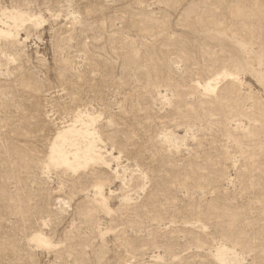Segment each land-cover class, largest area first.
<instances>
[{
  "label": "rangeland",
  "instance_id": "obj_1",
  "mask_svg": "<svg viewBox=\"0 0 264 264\" xmlns=\"http://www.w3.org/2000/svg\"><path fill=\"white\" fill-rule=\"evenodd\" d=\"M3 8L43 22L25 23L21 46L0 40V264H216L217 244L235 246L240 264H264V0H0ZM223 70L242 86L222 80L217 97L197 90ZM79 111L100 116L126 186L107 172L75 191L77 175L44 169L57 129ZM165 133L180 146L163 144ZM97 184L110 212L84 217ZM38 233L51 249L31 242Z\"/></svg>",
  "mask_w": 264,
  "mask_h": 264
},
{
  "label": "bare ground",
  "instance_id": "obj_2",
  "mask_svg": "<svg viewBox=\"0 0 264 264\" xmlns=\"http://www.w3.org/2000/svg\"><path fill=\"white\" fill-rule=\"evenodd\" d=\"M37 16L30 15L29 13H26L20 9L18 10L16 8L15 9L3 8L1 10V13H0V40L5 41V42H9L13 45L14 44H16L18 46L23 45L27 41V38L22 39L20 37V31L22 30V27L24 25H26L25 23H30L34 27L40 26L43 22V19L40 16H38V17ZM228 70H223L221 73L219 72V74L216 73V75L212 79H209V80L206 79L205 82L203 81L204 83L200 82L202 84H200L198 82L196 84L197 90L199 88H201L203 91V94H205L206 96L217 97L218 84L222 80H228V81H231L234 83H239L238 85L242 86V81L240 82V80H239L240 78L238 79L237 74L236 73L234 74L233 72H230ZM2 75H8V73L5 72V74H2L0 72V76H2ZM15 82H17L18 85L23 90L28 89L29 91H31V93H35L37 91L34 84H31L30 81L26 78H22V77L18 76L16 78ZM219 86H220V84H219ZM262 107L264 110V104L262 105ZM97 117H96V119L100 118V116L98 118ZM96 119L93 117V114H90L88 111L87 112H80V111L77 112L72 117L71 120L64 123V125L62 127L57 129L56 133L54 134V136L50 142L49 148H48L47 163H46V166L44 167V169L47 172L52 169V170L62 171L65 174L70 173L73 176L77 175L78 179H76L74 181V188H73V190H75V191L79 190L83 186V181L85 178L93 177L97 180H100L102 177H107V172H110L116 180L121 181L122 186H126L125 178L123 177V175H120V173H119L120 171H118L120 165H122L121 164V159H122L121 153H119L117 151L118 154L114 155L113 154L114 149L110 150V149H112V147L109 148V146H107V144L104 142V140L101 136V132L99 131L100 129L98 130L96 127V121H97ZM108 125H110V124H108ZM238 127H241V126L236 125V128H238ZM262 129L264 130V127ZM254 132H257V130ZM248 133H250V131ZM172 134L171 133H165L163 135L162 142H163V144L167 143V144H169V146L171 145L172 147L177 148L181 144V143H179V140H181V139L178 138L175 134H174L175 136ZM252 134H254V133L252 132ZM179 137H181V136H179ZM107 140L111 141L112 144L114 143L111 136H108ZM112 144H110V145H112ZM25 163H26V161H25ZM111 163H113V164L115 163V165H116V168L114 170H112V168H111V165H112ZM42 171H43V169H42ZM122 171H125V169L122 168ZM125 177H126V175H125ZM139 177H140V179H142L143 174L139 173ZM229 179H230V177H229ZM131 182H132V180H131ZM225 182H227V181H225ZM112 192L109 191V195H111ZM86 193L87 194L84 197L85 202L81 205V207L79 209V212L82 216L90 218L92 216L93 212L97 211V210L101 211L102 213L104 212L106 214H108L110 212V207L108 204L109 200L103 192V185H101V184L94 185L92 191H89ZM130 201L131 200L129 199V197L124 196L123 200H122V202H123L122 204L127 207L129 205ZM61 203L62 202H60V204ZM62 204H64V201ZM122 204H121V206H122ZM199 227L204 228V226H202V225ZM240 231H242V230L240 229ZM227 233H229V232H227ZM234 237H235V242H237V240H240L239 239L240 235L237 234L236 232H235ZM242 239H244V238H242ZM230 240H231V238H230ZM31 242H33L34 244L39 245V247L45 248V249H51L53 247L52 243L45 237V235L43 233H38V234H35L34 236H32ZM221 242L222 241H220V243ZM253 245H254V243H253ZM229 246H227L225 244H217L216 245L214 254L212 255L213 256L212 259L215 260L214 262L216 264H240L241 257L239 255V253H237L236 250L232 249L235 246L232 248ZM237 247H236V249H237ZM250 248L252 249V247H250ZM248 249H249V247H248ZM262 250H263V248H262ZM237 251H239V250H237ZM167 252H168V250H167ZM164 253H166V252H164ZM164 253H163V255H164ZM166 254H168V253H166ZM170 255H171V253H170ZM263 256H264V251H263ZM162 259H165V258H162Z\"/></svg>",
  "mask_w": 264,
  "mask_h": 264
}]
</instances>
